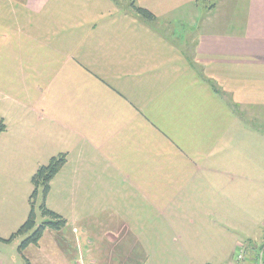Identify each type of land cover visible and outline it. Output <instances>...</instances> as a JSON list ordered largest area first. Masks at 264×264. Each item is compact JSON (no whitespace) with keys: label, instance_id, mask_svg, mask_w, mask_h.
Wrapping results in <instances>:
<instances>
[{"label":"crops","instance_id":"1","mask_svg":"<svg viewBox=\"0 0 264 264\" xmlns=\"http://www.w3.org/2000/svg\"><path fill=\"white\" fill-rule=\"evenodd\" d=\"M197 1L0 0V80L27 76L24 59L4 56L10 35L24 33L30 17L48 25L59 17L68 25L72 17L68 27L84 28L82 43L108 65L96 73L112 90L104 82L102 96L77 108L67 89L64 100L55 90L29 101L20 92L0 96L19 108L9 119L0 114L7 123L0 133V220L24 211L25 189L50 140L68 159L49 193L63 187L74 211L53 233L69 242L64 264H81V240L101 242L110 256H122L126 243H134L126 251L138 250L146 228L156 225H166L168 241L186 258L191 240L227 243L214 264L238 262L256 247L264 222V0H206L204 9ZM133 5L156 18L144 19ZM28 119L42 130L30 133ZM90 210L100 217L89 224ZM205 227L211 237L201 233Z\"/></svg>","mask_w":264,"mask_h":264},{"label":"rangeland","instance_id":"2","mask_svg":"<svg viewBox=\"0 0 264 264\" xmlns=\"http://www.w3.org/2000/svg\"><path fill=\"white\" fill-rule=\"evenodd\" d=\"M205 3L206 0L197 1V5H199V7H202L203 9L205 8V6H209ZM130 4V1L122 3V5L127 8L131 7ZM77 16H79L78 13ZM143 18L148 19L144 16ZM71 19L72 17L67 18V27L70 26L69 20ZM45 20L46 19L39 17L25 18L23 25V28H25L24 33L15 34V36H12V34L10 35V50L6 51L7 53H5L4 57H21L22 59H24L26 62L23 65L22 70L24 75L27 76L23 80L18 79L17 77H13L11 74L4 76L2 80H0V96L8 93L15 94L20 92L24 100L29 101L30 98L36 95L37 92L41 95H47L55 90L62 98V100H64L61 95H64L65 90L67 89L68 91H72L70 104L71 107L77 108V105H81V103H92L96 101V99L93 98V96H95L96 94L102 96L100 92L101 86L103 87L104 84L106 91L112 90H109L108 88L111 85V82L109 83L101 81L103 79L102 77H104L105 74L96 73V69L108 68V65L105 64V62H102L103 59H101L104 58L105 55H101V52H98V50H94L87 43L86 46L81 41V36L84 35V28L74 27L71 30L70 27H68V30L63 31L61 30L62 27L67 28L65 27L66 25L64 23L66 21L65 18L59 17L55 21H51L50 25H48L47 20ZM154 26L163 27L162 24L156 25L155 23ZM48 29H50V32H48ZM53 29H56V32H53ZM195 41H197L196 36ZM109 57L110 55L107 54V58ZM200 70V73L202 75H207V71H205V73L204 70ZM205 70H207V68ZM16 75L20 74L18 73ZM88 77H90L92 81H88ZM14 107L15 106L11 103L10 100L8 101L0 99V112L7 111L6 114H0L6 116V119L11 118L12 110ZM14 111H19V108H14ZM21 114L23 115V118H28L31 116L27 109L21 110ZM238 114L241 115L239 112ZM244 115L245 114L243 112V115L241 116ZM29 119L25 125H27V129L30 133H33L39 129L42 130V128L39 126L35 127L34 125H31L29 123ZM249 120L251 122V119ZM4 122L6 123L5 120ZM44 149V154L39 157L41 160L39 166L47 164L54 156H58L62 153L66 154L65 151H58L61 150L58 149V147H53L50 140L46 143ZM33 190V184H28L23 195L22 201L24 211L21 214L19 213V215L17 216L10 215L6 218V220H0V263L2 264H22L23 255L29 258L33 264H49L50 262H52V264H64V262L68 258V255L65 252L70 249L69 242L65 241L64 238L58 239L53 236L54 232L59 233L63 228L61 230H53L52 228L47 226V228L43 231L42 237L40 238L38 244H31L21 251L19 250V246L27 235H20L11 239L13 233L17 232L21 225L26 221L30 213V196L32 195ZM44 200L48 209L60 214L66 220L70 217L71 212H74L68 207L69 205L65 200L63 187L54 188L51 193L46 196V198L44 197L43 191L40 188L35 200V210L37 214L38 225L44 221L54 220L52 216L43 214L41 206ZM88 213L89 218L87 222L89 224L95 223V219L100 217L98 215L99 211L90 210L88 211ZM109 213H111V211H106V214ZM118 225L119 224L115 223L111 225V227ZM138 226L139 225H133L131 227L134 229H142L145 232L144 227ZM118 228H121V226H119ZM175 228L179 229L180 226L176 225ZM89 229H92L94 231L97 230L94 225L90 226ZM146 229L148 230V232L146 234H143L142 237L144 241H141V243H139L140 246L138 250L136 249L137 251L135 249H132L129 252L126 251L128 249V246L130 245L132 247L134 243H126L125 245L127 249L124 248L125 250H122L121 245H123V242L116 243V247H119L122 250V256L119 255V253H117V256H110L109 253H106L107 251L102 250L101 242L96 240L92 241L91 238L87 239H90L92 243L90 241L83 242L82 240L77 242V254L79 256H83L82 259L80 257V263L203 264L210 262L214 264L216 262L214 255L217 253L219 254V252H223L227 246L226 242L213 243V241L211 240L209 242L202 243H194L193 240H191L190 242L187 241L185 242V245L188 249V254H190V258H186L185 255L184 257L181 256V254L176 250L179 243L168 241V239L172 238V234H170L171 232L169 233V231H167L169 229L166 227V225H156V227L148 226ZM154 229H156L155 233ZM209 229L210 228L205 227L203 229L204 231H201V233L206 234L204 237L212 236L209 232ZM93 234L94 236H96V232H93ZM189 235L193 236L192 234ZM256 235L257 237L254 238V245H256L257 248H259L260 246L262 247V244L264 243V222L260 232H257ZM218 237L221 236L218 235ZM154 238L157 240L148 241V239L152 240ZM84 244L88 245L84 248ZM90 244H92V247L90 246ZM78 245H80V247H78ZM215 245H217V248L213 249ZM103 246L106 247L105 245ZM193 246L196 248L194 249ZM141 247H143V250L140 249ZM196 250L198 252H196ZM131 253L132 256L129 257ZM256 253L257 252L252 253V250L245 254L243 252V258H237L238 262L236 261L232 264H240V260H242L241 264H255L257 257Z\"/></svg>","mask_w":264,"mask_h":264},{"label":"trees","instance_id":"3","mask_svg":"<svg viewBox=\"0 0 264 264\" xmlns=\"http://www.w3.org/2000/svg\"><path fill=\"white\" fill-rule=\"evenodd\" d=\"M134 6V9L137 13H139L142 17L148 18L149 20H154L156 17L155 15L148 9ZM6 130V124L2 118H0V133ZM67 162L66 154L62 153L58 156H54L51 160L44 165H40L36 172L32 176V184L34 186V190L32 195L30 196V203H31V210L26 219V221L21 225V227L17 230V232L13 233L11 239L20 236V235H27L24 238L23 242L19 246V250H24L31 244H38L40 238L42 237L43 231L49 226L53 230H61L67 224V220L62 217L60 214L51 211L45 204V200L41 206L43 210V214H48L52 216L54 220L51 221H44L41 224H37V214L35 210V200L38 195L39 189L41 188L44 194V197L49 193L50 190V183L52 179L58 174L61 168ZM249 247H252L251 245ZM252 250H255L256 255L258 254L259 250H264V243L262 247H252ZM258 261V255L256 257V263ZM22 264H32L29 258L23 255V263ZM212 264V263H206ZM263 264H264V253H263Z\"/></svg>","mask_w":264,"mask_h":264},{"label":"built area","instance_id":"4","mask_svg":"<svg viewBox=\"0 0 264 264\" xmlns=\"http://www.w3.org/2000/svg\"><path fill=\"white\" fill-rule=\"evenodd\" d=\"M263 253L264 250H259L258 251V261L256 264H263ZM243 258V253L239 254L238 259H242Z\"/></svg>","mask_w":264,"mask_h":264}]
</instances>
